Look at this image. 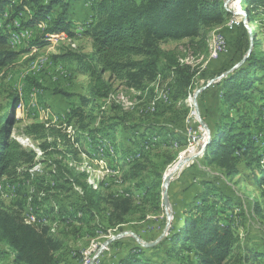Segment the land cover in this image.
I'll list each match as a JSON object with an SVG mask.
<instances>
[{
	"label": "rangeland",
	"instance_id": "obj_1",
	"mask_svg": "<svg viewBox=\"0 0 264 264\" xmlns=\"http://www.w3.org/2000/svg\"><path fill=\"white\" fill-rule=\"evenodd\" d=\"M92 2L71 1L70 19L75 16L79 22L72 27L71 42H51L29 52V44L42 33L33 28L17 49L23 51L20 56L0 69V120L12 119L11 138L36 153L32 164L24 163L14 177L2 179L0 208L25 222L47 225L62 244L55 253L57 264H88L90 258L94 264H124L121 259L132 255L148 264H196L182 245L169 254L165 237L174 225H182L186 211L200 214L196 207L204 197L199 209L206 208L239 234L236 252L245 247L264 251V174H259L262 180L257 184L255 171L242 161L241 172L228 175L203 154L174 172L168 190L171 219L158 249L147 250L126 235L94 259L105 241L119 233L134 232L146 242L163 233L168 223L164 177L197 151L208 133L212 139L220 118L251 122L247 131L254 134L264 160V73L256 76L260 90L234 108L221 106L215 87L222 79L216 77L240 62L239 67L246 64L251 38L252 51L264 59V5L247 11V0H224L229 12L224 22L202 26L197 37L160 41L159 73L130 86L100 72V65L90 60V37L75 31L91 20ZM29 16L26 13L25 19ZM218 34L224 36L226 49L216 57ZM129 60L146 61L149 56L138 54ZM185 77L190 78L186 92L181 89ZM202 87L206 88L197 96V111L194 94ZM32 123L65 137L34 138L25 130ZM261 165L264 169V162ZM84 187L93 193V203L84 198ZM123 198L131 201L127 213L112 205ZM234 257L227 264H245ZM0 264L24 263L0 241ZM248 264H264V257Z\"/></svg>",
	"mask_w": 264,
	"mask_h": 264
},
{
	"label": "trees",
	"instance_id": "obj_2",
	"mask_svg": "<svg viewBox=\"0 0 264 264\" xmlns=\"http://www.w3.org/2000/svg\"><path fill=\"white\" fill-rule=\"evenodd\" d=\"M71 1L0 0V69L13 64L23 52L13 48L9 39V31L17 17H20L21 25L27 28L46 20L41 36L29 44L28 50L50 44V37L62 32L74 37L70 19ZM247 2L250 4V8L246 7L247 11H254L256 6L264 5V0ZM92 6L91 20L83 26V35L92 40L90 60L100 65V72L109 73L117 80H126L130 86H136L146 78L153 80L159 73L162 54L158 47L160 41L197 37L202 26L221 24L229 15L224 0H93ZM57 7L59 11H56ZM26 8L30 10L27 20L21 18V12ZM138 54H146L149 60H129ZM258 71L264 73V59L252 51L246 64L215 84L221 106L234 108L242 101H248L252 91H259L256 85ZM185 79L187 81L181 85L184 92L190 78ZM17 100L16 97L13 102L15 110ZM250 127L251 122H226L220 118L214 126L212 141L204 156L228 175L240 173L243 161L245 167L255 171L258 184L262 180L259 174H264L261 167L264 160L261 161L262 155L258 153L254 134L247 131ZM11 128L12 119L0 120V183L4 177H14L22 164H32L36 156L34 151H27L11 138ZM25 130L34 138L65 137L58 130L45 128L41 123H32ZM42 147L46 148L45 145ZM84 188V198H89L90 203H93V193L89 195ZM224 198L226 203H231L230 197ZM205 202L204 197L201 205L196 207L200 214L186 211L182 225H174L170 229L165 237V241L170 242L169 254H176L178 246L182 245L195 257L196 264H227L232 256L248 264L264 257V251L250 247L236 252L241 242L239 234L231 226L211 217L206 208L199 209ZM112 205L122 213H127L131 201L129 198L116 199ZM0 241H5L14 251L15 260L24 264H57L55 253L62 245L59 239L52 237L47 225L25 222L1 208ZM160 244L147 247V250H156ZM121 262L148 264L137 255L121 259Z\"/></svg>",
	"mask_w": 264,
	"mask_h": 264
},
{
	"label": "water",
	"instance_id": "obj_3",
	"mask_svg": "<svg viewBox=\"0 0 264 264\" xmlns=\"http://www.w3.org/2000/svg\"><path fill=\"white\" fill-rule=\"evenodd\" d=\"M253 46V38H251V47L250 49L248 50L247 54L245 55L243 61H246L247 58L250 56L251 52H252V47ZM241 65V62L236 64L231 70L225 72L224 74H222L220 77H216V79H221L223 78L224 76H226L229 72L237 69L239 66ZM216 79H213L209 82V84L211 82H214ZM206 87H202L200 89H197V91L195 92L194 94V103H195V106H196V109L197 111L198 110V105H197V96L198 94L203 91ZM15 113V109L14 107H12V114L14 115ZM203 125H205V123H202ZM211 136L210 134L208 133V136H207V139L206 141L202 144L201 146V149L199 150V152L197 154H195L191 160H193L194 158H196L198 155H203L209 148L210 144H211ZM173 175L174 174H166L165 177H164V180H163V204L165 206V209H166V213H167V219H168V223L167 225L165 226V229L163 231V233L161 235H159L154 241H151V242H146L145 240H143L142 238H140L136 233L134 232H122V233H119L117 235H114L112 236L111 238L107 239L105 241V243L100 247V249L98 250L97 254L95 255V258L96 259L102 252L103 250L108 247L110 244H112L113 242L123 238L124 236L126 235H132L133 237H135V239L138 241V243H140L141 245H143L144 247H152V246H155L157 245L161 240L162 238L164 237V235L166 234L168 228H169V221L171 219V213H170V201H169V193H168V190H169V186H170V183L173 179ZM92 264H94V260L92 261Z\"/></svg>",
	"mask_w": 264,
	"mask_h": 264
},
{
	"label": "bare ground",
	"instance_id": "obj_4",
	"mask_svg": "<svg viewBox=\"0 0 264 264\" xmlns=\"http://www.w3.org/2000/svg\"><path fill=\"white\" fill-rule=\"evenodd\" d=\"M5 17H7V13L5 14ZM16 26L19 27L20 30L19 31L16 30L14 34H12V32H10V38H9L10 39V43H11L13 48H15V47L18 48V46L22 45L26 41V39L31 36V33H32V31L30 30L29 27L28 28L23 27L19 21L16 23ZM24 29H29L30 30V34H28V30H24ZM50 40L53 43H57L59 41L71 42V38L64 32L50 37ZM200 149H201V147L197 151H195L194 153H192L191 155L186 157L184 159V161H181V162L177 163L175 165L174 169L171 172H169L168 174H174V172L178 168H183L189 161H191L192 157L195 154H197ZM87 263H88V261H87Z\"/></svg>",
	"mask_w": 264,
	"mask_h": 264
},
{
	"label": "crops",
	"instance_id": "obj_5",
	"mask_svg": "<svg viewBox=\"0 0 264 264\" xmlns=\"http://www.w3.org/2000/svg\"><path fill=\"white\" fill-rule=\"evenodd\" d=\"M8 13H9V11H8ZM26 13H30V10L29 9H25V11H22L21 12V18H23V19H25V14ZM77 17H73V19H71L72 21H73V26L74 25H77V23H79L78 21H76L77 19H76ZM20 22L21 23V21H20V17H17L14 21H13V25H12V28L10 29V31H9V33L11 32V31H13L14 29H16V23L17 22ZM43 21H46V20H43ZM43 21H41V22H43ZM47 24V23H46ZM45 27V25H43V24H39V25H37V26H35V27H29L30 29H31V31L33 32V28H34V30H41L42 29V31H43V28ZM76 32H78V33H80V32H82L83 31V28L81 29V28H77L76 30H75ZM31 35H32V33H31ZM80 36H83V35H80ZM90 41H91V46H90V48L92 47V40H91V38H90ZM26 42V41H25ZM24 42V43H25ZM22 45H20V46H18V48H20ZM17 47H15V49L17 50L18 49ZM41 48V47H40ZM29 52H32L31 50H29Z\"/></svg>",
	"mask_w": 264,
	"mask_h": 264
},
{
	"label": "built area",
	"instance_id": "obj_6",
	"mask_svg": "<svg viewBox=\"0 0 264 264\" xmlns=\"http://www.w3.org/2000/svg\"><path fill=\"white\" fill-rule=\"evenodd\" d=\"M234 25H228V27L231 29L233 28ZM24 30H28V34H30V30L29 29H24ZM51 34H47V36H49ZM225 49H226V43H225V38L223 35L221 34H218L217 35V55L216 57L218 56V54L220 53H223L225 52ZM206 138V137H205ZM206 140V139H205ZM203 144V143H202ZM88 264H92V258H90V261Z\"/></svg>",
	"mask_w": 264,
	"mask_h": 264
}]
</instances>
